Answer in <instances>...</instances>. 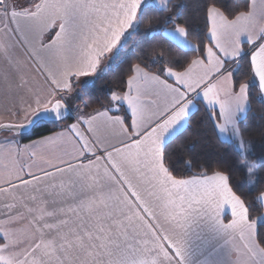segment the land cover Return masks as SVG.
Returning <instances> with one entry per match:
<instances>
[{
    "label": "snow or ice",
    "instance_id": "snow-or-ice-1",
    "mask_svg": "<svg viewBox=\"0 0 264 264\" xmlns=\"http://www.w3.org/2000/svg\"><path fill=\"white\" fill-rule=\"evenodd\" d=\"M194 4L0 0V264H264V0ZM121 65L100 107L76 103ZM193 123L227 167L173 162Z\"/></svg>",
    "mask_w": 264,
    "mask_h": 264
},
{
    "label": "trees",
    "instance_id": "trees-1",
    "mask_svg": "<svg viewBox=\"0 0 264 264\" xmlns=\"http://www.w3.org/2000/svg\"><path fill=\"white\" fill-rule=\"evenodd\" d=\"M174 4H184L186 5L185 16L188 13H192L195 16V4L194 0H173ZM154 15V14H153ZM159 18L151 19L149 22L148 18L145 19V22L141 24L139 33H134L129 37L128 43L124 48V52L127 54L126 63L135 62L136 58L141 54L144 49H150L155 47L158 41H145L143 34L149 32L151 29L160 27L158 23ZM194 42V41H193ZM174 53L179 55L176 49H173ZM125 67L121 65L120 68H114L111 72H108L105 75H101L98 78H95L92 83L86 84L79 90L80 100L78 103H86L89 105L88 111H91L94 108H98L106 100V95L112 90L116 85V80L120 74V71ZM256 117L254 123L259 124V118L264 115V105L258 103L253 104V113ZM253 139L256 141L257 147L259 148L264 140L258 134V131H253ZM30 140L25 139L22 142H29ZM189 149L193 155L200 154V159H211L217 160L221 159L224 161V167L228 166L230 160V153L227 151L225 144L217 141V139L212 135V133L206 129L199 130L196 128L195 124L191 125V131L185 132L184 135L176 140L170 145V150L175 151L177 156H174L173 162L177 160L178 157L186 159L189 154ZM215 166V165H214ZM195 171V169H193ZM246 180V175L240 173L239 171L232 172V182L234 184H242ZM264 209H261L263 212ZM255 215V213H254Z\"/></svg>",
    "mask_w": 264,
    "mask_h": 264
},
{
    "label": "crops",
    "instance_id": "crops-1",
    "mask_svg": "<svg viewBox=\"0 0 264 264\" xmlns=\"http://www.w3.org/2000/svg\"><path fill=\"white\" fill-rule=\"evenodd\" d=\"M261 1V0H260ZM260 6V5H259ZM259 6H258V9H259ZM49 35H54V31L52 32V33H50ZM46 39H47V37H46ZM106 63H107V61H106ZM82 80H88V81H93L95 78H93V77H89V78H81ZM89 84V83H88ZM81 89V87H78L77 88V92L79 93V90ZM76 103H78V101H76ZM71 122H73L72 120H70V121H68V123H71ZM12 138V134H0V140H5V139H11ZM26 143H30V141L29 142H22L21 141V144L23 145V144H26ZM263 212H264V210H263Z\"/></svg>",
    "mask_w": 264,
    "mask_h": 264
},
{
    "label": "rangeland",
    "instance_id": "rangeland-1",
    "mask_svg": "<svg viewBox=\"0 0 264 264\" xmlns=\"http://www.w3.org/2000/svg\"><path fill=\"white\" fill-rule=\"evenodd\" d=\"M250 2V0H249ZM261 4V1L260 0H257V6H259Z\"/></svg>",
    "mask_w": 264,
    "mask_h": 264
}]
</instances>
